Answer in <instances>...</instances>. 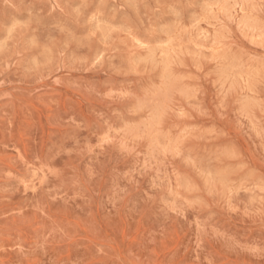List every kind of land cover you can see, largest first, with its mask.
<instances>
[{
    "label": "rangeland",
    "instance_id": "rangeland-1",
    "mask_svg": "<svg viewBox=\"0 0 264 264\" xmlns=\"http://www.w3.org/2000/svg\"><path fill=\"white\" fill-rule=\"evenodd\" d=\"M0 264H264V0H0Z\"/></svg>",
    "mask_w": 264,
    "mask_h": 264
}]
</instances>
